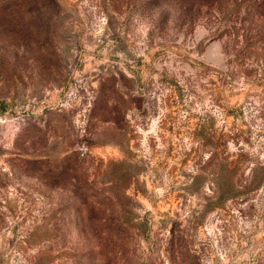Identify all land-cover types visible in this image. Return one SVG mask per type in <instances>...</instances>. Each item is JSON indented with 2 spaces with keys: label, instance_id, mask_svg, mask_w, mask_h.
<instances>
[{
  "label": "rangeland",
  "instance_id": "obj_1",
  "mask_svg": "<svg viewBox=\"0 0 264 264\" xmlns=\"http://www.w3.org/2000/svg\"><path fill=\"white\" fill-rule=\"evenodd\" d=\"M6 3L0 264H264V0Z\"/></svg>",
  "mask_w": 264,
  "mask_h": 264
},
{
  "label": "trees",
  "instance_id": "obj_2",
  "mask_svg": "<svg viewBox=\"0 0 264 264\" xmlns=\"http://www.w3.org/2000/svg\"><path fill=\"white\" fill-rule=\"evenodd\" d=\"M38 0H9V3H6V5H11V8H20L23 5L31 6L32 4H35ZM23 2L22 4H20ZM5 7L4 0H0V9Z\"/></svg>",
  "mask_w": 264,
  "mask_h": 264
}]
</instances>
